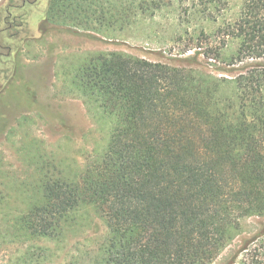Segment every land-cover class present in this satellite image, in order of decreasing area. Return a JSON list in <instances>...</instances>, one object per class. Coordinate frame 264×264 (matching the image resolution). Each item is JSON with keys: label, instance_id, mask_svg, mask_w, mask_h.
<instances>
[{"label": "trees", "instance_id": "1", "mask_svg": "<svg viewBox=\"0 0 264 264\" xmlns=\"http://www.w3.org/2000/svg\"><path fill=\"white\" fill-rule=\"evenodd\" d=\"M37 1L0 3V91L31 37ZM222 1L198 0L197 10L210 16ZM114 10L102 0H49L40 28L102 27ZM218 33L238 40L229 59L216 56L226 64L264 60V0H240ZM73 80L115 122L102 158L77 179L41 181L20 217L30 238H58L71 213L91 204L107 233L87 264H210L241 218L264 219V64L239 72L231 94L225 77L120 52L88 56ZM242 251L246 264H264V225Z\"/></svg>", "mask_w": 264, "mask_h": 264}, {"label": "rangeland", "instance_id": "2", "mask_svg": "<svg viewBox=\"0 0 264 264\" xmlns=\"http://www.w3.org/2000/svg\"><path fill=\"white\" fill-rule=\"evenodd\" d=\"M102 2L118 12L115 19L78 30L40 28L49 0L28 7L31 37L20 45L0 91V264H87L107 233L106 220L91 204L79 205L56 239L30 238L19 225L20 217L39 199L45 177L77 179L107 150L115 118L73 80L88 56L120 52L200 70L225 77L228 94L234 91L232 80L239 72L250 63L264 64L257 59L229 65L216 57L229 59L236 51L238 40L222 37L218 28L237 17L240 0H223L210 16L197 10L198 0ZM32 43L37 44L29 50L33 56L28 55L26 68L20 55L24 45ZM263 225L264 219L256 214L241 218L228 230L225 245L210 264H246L242 248ZM85 251H90L88 257Z\"/></svg>", "mask_w": 264, "mask_h": 264}, {"label": "crops", "instance_id": "3", "mask_svg": "<svg viewBox=\"0 0 264 264\" xmlns=\"http://www.w3.org/2000/svg\"><path fill=\"white\" fill-rule=\"evenodd\" d=\"M78 30V29H77ZM44 31H46V28H44ZM41 41V38H38V40H37V42H40ZM36 44L37 43H32V45H24V49L22 50L23 52H24V50H25V47H27L28 48V52L27 53H25V54H23V52L21 53V57H22V59H23V57H24V60H23V64L25 65V67L27 68V62L28 61H30V58L28 57V55H31V57L33 56V52H30L31 50L30 49H34V48H36ZM34 46V47H33ZM31 47V48H30ZM33 47V48H32ZM30 50V51H29ZM37 50V49H36ZM35 54V53H34ZM28 57V58H27ZM22 61V60H21ZM18 77V76H17Z\"/></svg>", "mask_w": 264, "mask_h": 264}]
</instances>
